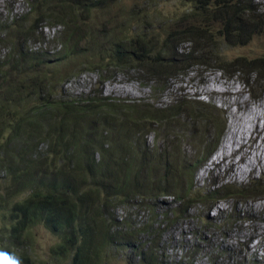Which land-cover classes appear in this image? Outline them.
I'll return each instance as SVG.
<instances>
[{
  "label": "trees",
  "instance_id": "obj_1",
  "mask_svg": "<svg viewBox=\"0 0 264 264\" xmlns=\"http://www.w3.org/2000/svg\"><path fill=\"white\" fill-rule=\"evenodd\" d=\"M107 1L31 0L32 11L62 26L61 49L53 58L24 46L36 29L26 26L27 17L12 19L4 28L10 49L0 61V264H48L31 251L37 226L57 238L48 248L49 261L99 264L106 248L133 247L137 229L111 214L117 204L139 200L141 205L151 195L174 193L167 174L158 176L152 154L142 151L144 127L139 128L167 123L177 114L173 105L160 109L115 102L97 91L63 96L57 91L60 63L104 72L127 66L163 85L176 62L192 51L203 55L204 42L212 41L208 18L219 22L228 44L245 43L262 25L263 12L248 0H195L189 11L194 22L170 34L155 51L151 40L105 34L101 42V32H83L84 14ZM180 39L191 46L178 50ZM186 168L179 170L182 177ZM191 177L186 176L188 186ZM182 198L175 196L178 207ZM136 253L134 264H159L141 246Z\"/></svg>",
  "mask_w": 264,
  "mask_h": 264
},
{
  "label": "rangeland",
  "instance_id": "obj_2",
  "mask_svg": "<svg viewBox=\"0 0 264 264\" xmlns=\"http://www.w3.org/2000/svg\"><path fill=\"white\" fill-rule=\"evenodd\" d=\"M194 1L108 0L84 14L81 28L83 32L104 34L98 35L100 41L105 34L151 40L156 51L170 34L185 23L194 22L189 18ZM248 2L258 13L263 12L260 29L245 43L228 44L219 32V22L208 18L212 41L204 42L203 55L196 57L199 50L192 51L189 57L176 62L172 71H168L173 74L166 77L164 86L127 66L104 72L78 63L74 68L60 63L56 70L62 75L57 91L63 96L83 97L97 91L115 102L146 103L160 109L173 105L177 113L167 123L139 125L141 129L144 127L142 151L152 154L158 176L167 174L174 193L151 195L142 199L141 205L139 200L117 204L111 214L137 229L131 239L133 247L106 248L102 264H134L139 246L145 252L151 251L159 264H264V159L261 169L242 181L231 180L230 170H206L224 139L227 114L234 108L227 109L218 98L207 93L191 95L193 89L189 87L190 83L199 87L203 78L215 77L223 82L222 86H215L219 90L243 88V96L249 101L248 110L254 111L255 103L263 101L264 0ZM31 5V0H0V61L10 49L3 39L4 28L15 18L27 17L26 26L32 23L36 28L24 44L27 49L40 55L52 54L51 58L60 51L62 26L56 18L32 11ZM177 45L182 50L191 43L180 39ZM98 72L108 77L101 78ZM186 85L190 96L181 90ZM206 87L204 83L200 89ZM250 117L247 113L242 116L247 128ZM41 146L45 148L44 144ZM182 167H187L186 176L192 175L190 186L179 171ZM199 171L205 173L203 177H197ZM2 175L0 171V178ZM180 195L183 198L178 207L175 196ZM256 205L259 210L253 212ZM32 235L34 256L48 264H68L64 258L48 259V248L57 239L54 234L37 226L32 228Z\"/></svg>",
  "mask_w": 264,
  "mask_h": 264
},
{
  "label": "bare ground",
  "instance_id": "obj_3",
  "mask_svg": "<svg viewBox=\"0 0 264 264\" xmlns=\"http://www.w3.org/2000/svg\"><path fill=\"white\" fill-rule=\"evenodd\" d=\"M204 83H207V87L202 90L200 88ZM222 85L223 82H218L215 77L203 78L201 86L198 87L190 83V86H181V90L190 96V92L187 90L190 87L193 89L191 95L207 93L212 98H218L221 103L227 106V109L234 108L227 114V131L221 146L218 147L205 169H215L219 172L230 170L229 177L231 180L242 181L248 174L256 172L262 167L264 159V99L257 104L255 103L254 111L248 110L249 101L243 96V88L232 90L215 88V86ZM245 113L251 116L250 120L247 121L248 128L242 119ZM204 174L199 171L197 177H203ZM218 208L223 209L221 206ZM257 210H259V205L253 208V212Z\"/></svg>",
  "mask_w": 264,
  "mask_h": 264
},
{
  "label": "clouds",
  "instance_id": "obj_4",
  "mask_svg": "<svg viewBox=\"0 0 264 264\" xmlns=\"http://www.w3.org/2000/svg\"><path fill=\"white\" fill-rule=\"evenodd\" d=\"M4 259H6V257H4ZM13 264H20V262L17 260V261H14Z\"/></svg>",
  "mask_w": 264,
  "mask_h": 264
}]
</instances>
